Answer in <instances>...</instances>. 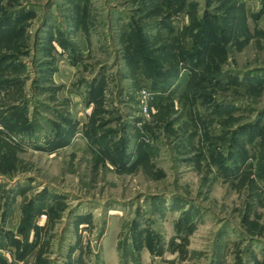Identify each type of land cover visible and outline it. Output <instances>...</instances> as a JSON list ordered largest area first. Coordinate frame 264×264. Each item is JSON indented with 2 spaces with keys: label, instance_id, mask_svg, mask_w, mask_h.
Masks as SVG:
<instances>
[{
  "label": "rangeland",
  "instance_id": "1",
  "mask_svg": "<svg viewBox=\"0 0 264 264\" xmlns=\"http://www.w3.org/2000/svg\"><path fill=\"white\" fill-rule=\"evenodd\" d=\"M0 264H264V0H0Z\"/></svg>",
  "mask_w": 264,
  "mask_h": 264
},
{
  "label": "built area",
  "instance_id": "2",
  "mask_svg": "<svg viewBox=\"0 0 264 264\" xmlns=\"http://www.w3.org/2000/svg\"><path fill=\"white\" fill-rule=\"evenodd\" d=\"M148 111H149V113H150V108L146 109L145 113L149 114ZM143 112H144V111H143Z\"/></svg>",
  "mask_w": 264,
  "mask_h": 264
}]
</instances>
